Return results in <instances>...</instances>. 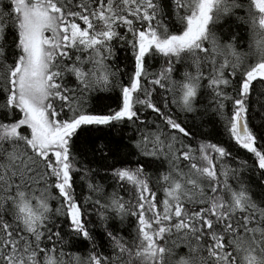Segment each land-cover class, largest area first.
Instances as JSON below:
<instances>
[{"label":"snow or ice","instance_id":"1","mask_svg":"<svg viewBox=\"0 0 264 264\" xmlns=\"http://www.w3.org/2000/svg\"><path fill=\"white\" fill-rule=\"evenodd\" d=\"M0 264H264V0H0Z\"/></svg>","mask_w":264,"mask_h":264}]
</instances>
